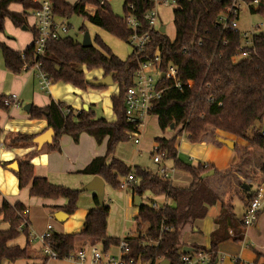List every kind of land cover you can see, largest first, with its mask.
Masks as SVG:
<instances>
[{"label":"trees","instance_id":"1","mask_svg":"<svg viewBox=\"0 0 264 264\" xmlns=\"http://www.w3.org/2000/svg\"><path fill=\"white\" fill-rule=\"evenodd\" d=\"M48 1L52 6L53 16L66 20L73 16L84 18L89 24L123 43H127L132 34L124 21L130 11L129 6L133 7V16L139 25L137 33L147 30L144 16L152 7L148 0H123V16H116L107 0H77L74 4H69L66 0ZM243 1L249 5L251 14L264 18L263 0H258V7L251 5L254 0ZM11 5L19 6L21 12L9 10ZM229 5L228 1L215 0L177 2L171 9L174 38L170 39L159 29L152 30L144 51H132L125 60L115 56L98 36H95L94 44L89 48H82L80 43L70 37L51 41L38 58L33 57V45L17 52L0 42L3 65L12 74H19L24 65L32 66L38 62L39 70L50 83L61 82L84 91L90 87L84 72L100 70L103 77L110 76L112 83L116 84L117 94L110 97L114 115L112 122L96 118L91 110L74 114L64 103L53 101L44 108L31 107L29 118L44 120L46 129H52L54 136L51 144L45 146L47 152L59 150V138L62 135L70 136L74 143L78 142L81 134L89 135L97 144L106 140L105 154L93 158L76 175L99 177L112 190H119L121 179L131 175L133 180L127 185L126 191L132 198L142 199L149 194L153 197L166 196L171 201V206L165 205L157 210L148 204H133L137 209L133 217L136 236L123 239L129 249L124 258L133 264H159L162 260L170 264H182L181 256H191L192 253H181V249L185 247L182 242L185 229L192 228L195 221L204 219L207 207L216 205L220 200L218 192L206 184L208 178L201 179L203 174L213 170L214 176L226 179L237 172L243 178H250L257 186L260 184L257 179H264L262 157L257 161L258 172L249 168L255 152L264 155V135L261 134L264 131V33H257L252 37V47L249 50L254 53L250 58L233 61L232 57L240 45V33L222 31L217 24L218 15ZM38 8L36 0H0V34L4 33L6 20L16 28L26 27L27 13ZM89 8L94 9L92 14L88 13ZM79 30L86 31L84 25ZM30 31L35 38L34 29ZM224 40L227 41L226 45L223 44ZM185 48L190 50L182 53ZM156 49L160 54L161 71H165L168 64L174 65L182 87L168 89L150 113V116L156 118L162 133L170 125L173 131L178 128L170 139L154 138L155 152L163 161L173 162L175 170L190 176L191 182L184 189L171 185L169 181L146 169L126 166L114 157L117 145L129 140L126 132L134 130L124 114L125 92L132 86L133 75L143 61L141 57H153ZM160 84L168 85L163 81ZM102 88L104 87L93 89ZM4 99L5 96L0 95V110L7 112L8 108L3 105ZM1 133L0 129V136ZM182 135L190 144H199L205 138L215 142L217 137L230 138L234 142L236 162L223 171L216 170L211 164L191 166L177 157L175 142ZM34 137L35 135L15 134L10 145L17 147L29 144L35 148L37 146L32 143ZM217 144L221 146L218 141ZM31 155L30 152L21 159H15L18 170L14 174L18 188H28L29 197L64 199L65 204L60 209L65 214L72 215L77 209L81 192L35 177ZM6 165L7 163L2 164L3 167ZM237 185L239 188L236 196L247 207L257 197V192L245 193L240 189L242 183L237 182ZM240 192L246 196H239ZM93 200L96 206L85 216L80 232H50L45 239L44 244L55 253L57 260H64L85 245L100 246L106 252L119 244V239L106 236L109 208L104 204L99 205L95 197ZM23 209L24 206L19 202L11 205L2 201L0 204L1 221L7 224L6 229L0 230V264L4 261L13 263L28 259L32 255L28 223L19 230L24 221L21 216ZM213 222L217 228L211 234L208 249L191 246L195 253H210L208 264H212L217 257L218 243L226 240L241 242L245 228L235 218L230 199L221 203L219 215ZM19 236L25 239L22 248L11 244ZM35 254L40 255L38 252ZM42 258L45 264L48 258Z\"/></svg>","mask_w":264,"mask_h":264},{"label":"crops","instance_id":"2","mask_svg":"<svg viewBox=\"0 0 264 264\" xmlns=\"http://www.w3.org/2000/svg\"><path fill=\"white\" fill-rule=\"evenodd\" d=\"M36 1H40V0H36ZM89 9L92 10L91 12H89L90 14H92L94 9L92 8ZM9 10L17 13L21 12L20 7L17 5L9 6ZM247 11L249 12V10ZM32 12L33 11H29L27 13L28 14L27 18L31 19V23L30 25H28L30 30L34 29V19L32 17ZM55 18L56 21L63 22L68 28V32H69L68 21L70 19L66 20L57 17ZM158 18L160 19V11ZM7 21L8 20L4 22V32L6 30ZM26 23H28V19H26ZM12 27L14 29H18L13 25ZM160 28H163L164 32L166 31L163 25H159L158 29L160 30ZM69 34L70 33H68V37H70ZM89 37L93 45L94 44L93 39H91L92 37L90 35ZM98 37L100 38V36ZM18 39L19 36L17 35V40ZM100 39L102 40V37ZM17 40L15 37L7 38L4 33L0 34V42L4 43L8 48L12 49L13 51H17V52H22L26 48L31 46L33 44L34 38H33V34L31 33L30 40L25 42L19 41L18 43L19 45L16 44ZM81 40H82V36L80 40L77 39L75 41L81 43ZM125 45L126 47L131 49L126 43ZM131 53L132 51L131 52L129 51L126 55H119L116 53L113 54L117 56L119 59L125 60ZM0 60L2 62V67L5 69L3 65L1 52H0ZM21 71L29 72V73L28 74L21 73L15 75L8 70L6 72L2 71V73L5 74L6 79H9V77L11 78L9 79L11 81V89L13 88L12 86L13 83L18 82L19 85L17 86V91H16L18 95V105L15 107H11L10 108L11 110L7 114H5L4 111L0 110V129L2 131L0 136V204L2 201H6L8 204L11 205L14 204L15 202L21 203L24 206V208H26L28 211L26 216V220L28 223V233L33 234L35 239L33 241H30V238L28 236V239L30 241V250L32 251V255L30 256V258L17 260L13 263L4 261L2 264H43V258H42L43 255L41 253L42 243L38 237L46 233L47 227H50L49 233L56 232L59 234H75L80 232L82 230L85 216L91 209L95 208L96 206L93 200V198L95 197L94 192L88 194L89 202H85L84 205H82L81 203H77L76 211L72 215H67L60 209L65 204L64 199L48 200V199L29 197L28 188H23V189L18 188L17 180L11 174L13 171L9 170L7 166L14 162L16 163L15 159H21L24 157V155L31 152L32 155L30 161L33 166V174L35 177L45 178L51 184L64 186L75 190L76 186L78 185L83 186V184L84 185L87 184L92 179V177L89 176L76 175V172L83 169L93 158L103 156V154H101L99 148H96L93 145V140H89V139L86 140V144H87L86 148H74L69 145L70 143L68 142V140H65L64 138L61 137L59 141L60 147L57 152L56 151L47 152L45 150L46 145L41 146L39 149L37 147L34 148L29 144L25 146L18 145L17 147H11L10 140L13 139L15 134L35 135L36 137L47 130L46 123L44 120H31L29 118V112L24 111L23 107L29 105L30 109L31 107L44 108L48 106L51 101L61 102L64 103L69 108H71L74 114L80 111H85L83 110V107L86 106L87 110H91L96 117L95 109L96 107H98L97 104L101 103L102 108L105 109L106 117L104 120L107 122H112L114 121V115L111 110L110 97L115 94H113L114 91H112L110 88L104 87L102 89H93L91 87H88L86 90L82 91L72 87L69 84L56 82V83H49V86L46 88L47 89L46 92L48 93V95L47 97H44L43 95H39L38 92V90L40 91L43 90L39 86L37 72L32 70L31 68H27ZM96 71H98L97 78L92 80H98L103 78L102 72L100 70H96ZM0 95L8 96L11 95V92L9 91L0 92ZM21 107L25 113L23 115H20L18 112ZM107 116H109V118ZM177 138L175 142L177 157L180 160H182L181 153H179L178 151ZM84 139L85 136L83 135L81 136L80 141L84 142ZM223 139H227L233 142V140H231L230 138H223ZM186 142L187 144L183 146L181 145L182 146L181 152L183 153V156L188 157L190 161L188 160H187L188 162L184 160L182 161L187 164H190L191 166L195 167L199 163L211 164L216 170L223 171L236 162L237 154L232 149H229L226 146H223L222 144L221 146H219L217 144V141L215 142L209 140L208 138H205L199 144H190L187 140ZM102 143L105 146L106 140H103ZM155 148H156V144H155ZM260 157H262L263 158L262 160H264V155L261 152H255L254 158L252 159L249 165V168L253 169L255 172H258L259 170L257 161L260 160ZM117 160L122 161L120 159ZM3 163H7V165L3 167L2 166ZM155 165H156V170H154V172L150 171L153 174H155L162 166L172 168L173 162L162 160L161 164H155ZM213 176L214 174L209 177H213ZM220 179L223 180V184H224V180L226 179L223 178ZM231 180H232L231 183L228 184V186H230V192L227 193V189L226 190L224 189L225 195H221V187L220 188L218 187L219 185L217 184V182L215 181L213 182L217 186V188H213L207 184V180H206V184L218 192L220 200L217 202L216 205L207 207V213L204 219L195 221L193 223L192 228L185 229V232L183 233L182 236V242L185 245L183 249L190 248L191 251H189L188 253H192L191 257H193L196 254L191 246H201L208 249L210 245L211 234L217 228V226L213 221L219 215L221 203L227 201L228 199H230L232 203L233 214L235 218L239 222H241L246 207L245 204L238 199V197L236 196V192L239 188L237 182L242 183V181H244L249 184L242 183V185L248 186L249 190L245 191L244 189H242V185L240 189L245 193L257 192V197L260 201L262 208L258 213V217L255 223L252 226L244 228L243 239L241 242H233L231 240H226L217 244L216 247L217 257L212 264H264V207H263L264 179L263 181H261V178L257 179L258 181H260L259 182L260 184L257 186L256 183L251 182L250 178H243L239 173L236 172L233 173V176H231ZM190 182H191V178L187 173L173 169L172 177L170 181L171 185L177 188L184 189L189 186ZM106 188L109 187L104 184V194ZM227 194L229 195L228 197ZM239 196L245 197L246 194H242L240 192ZM144 198L145 201L143 202L142 200ZM234 199L242 203V208L240 211L237 212L235 211V207L233 205ZM127 202L128 205L130 204L131 207L134 209V213L132 216V220H133V217L137 213V209L136 207L133 206L134 202L131 195H129ZM139 203L148 204V205L152 203H156L157 205L171 206V201L168 198H166V196L153 197L149 194L144 195L142 199H139V202L135 205H138ZM103 204H104V195H103ZM57 212H62L66 215L63 221L58 222L54 219V214ZM6 227L7 224L1 221V216H0V230H4L6 229ZM186 235H189L188 241H184ZM106 236L111 238H117L119 240H123L126 237L136 236L135 226L133 227L132 230H130V232L127 235H124V233H122L121 236L120 235L111 236L107 234V225H106ZM11 244L17 245L22 248L25 245V239L23 236H19ZM115 247L116 246H113L110 249L114 250ZM183 249H181V253H184ZM115 251L117 250L115 249ZM36 252H38L40 255L38 254L36 255L35 254ZM208 263H204V264H208ZM45 264H92V263L89 261H86L84 263H77L68 260L48 259L45 262Z\"/></svg>","mask_w":264,"mask_h":264},{"label":"built area","instance_id":"3","mask_svg":"<svg viewBox=\"0 0 264 264\" xmlns=\"http://www.w3.org/2000/svg\"><path fill=\"white\" fill-rule=\"evenodd\" d=\"M152 3V7L148 10L144 16L146 21L147 30L142 33H137L139 27L137 20L133 16V7L129 6V12L125 16L124 21L126 26L131 30L127 45L134 52L144 51V47L150 40V33L152 30L158 29L157 18L159 16V10L162 8H174L177 2L181 0H148ZM215 1H228L230 5L225 8L217 17V24L221 30H229L231 32H239L238 30V19L240 16L241 9L249 10V5L243 0H215ZM39 8L32 12V17L34 19V31L35 38L33 40V57H40L47 44L51 41L59 40L68 37V28L63 22L56 21L55 16L52 14V6L48 0L38 1ZM252 6L258 7V0H254L251 3ZM258 28V27H256ZM240 33V32H239ZM255 34L252 35V37ZM240 45L232 57L233 61L245 60L250 58L254 51L249 49L252 47V37L250 41L245 38V35H241ZM223 44L226 45L227 41L224 40ZM190 49L185 48L181 52L187 53ZM142 62L139 64L137 71L134 73L132 78V86H130L124 96V114L126 121L131 124L134 128L133 131L126 132V135L133 139V143L137 145L139 143L141 129L145 120L150 116L153 108L159 103L160 99L164 96L165 92L170 89H181L182 85L177 78V68L168 64L165 71L160 69V54L159 50L156 49L154 56L150 57L143 55ZM32 70L37 72V78L39 80V86L42 90H45L49 86V81L39 70V63L35 62L32 66H29ZM27 69L24 65L22 70ZM168 84L164 86L161 83ZM3 105L7 108L15 107L18 105V97L15 94L5 96L3 100ZM220 106V105H218ZM264 135V131L261 133ZM152 162L154 164H161L162 159L154 150V155H152ZM173 167L162 166L156 173L158 177L171 181ZM132 176L128 175L120 181V190L125 189V187L132 181ZM149 206L157 210L162 205H157L156 203L149 204ZM261 204L256 197L250 204L245 208L244 215L241 219L242 225L247 228L252 226L257 215L261 210ZM27 209L24 208L21 212V216L24 218L21 227L25 224L27 225ZM50 227H47L46 233L41 235L39 240L42 243L41 253L48 259H56L55 253L50 251L48 246L44 244L45 239L49 236ZM30 241L35 238L33 234L28 233ZM118 252L116 254L108 253V251L103 252L100 246H84L80 250L69 254L64 260L73 261L77 263H84L86 261L92 264H133L132 261L125 260V256L128 254V246L123 241L120 240L119 244L116 246ZM210 261V253L208 252H197L193 257L191 256H181L180 262L182 264H204Z\"/></svg>","mask_w":264,"mask_h":264},{"label":"rangeland","instance_id":"4","mask_svg":"<svg viewBox=\"0 0 264 264\" xmlns=\"http://www.w3.org/2000/svg\"><path fill=\"white\" fill-rule=\"evenodd\" d=\"M76 1L77 0H66V2L69 4H74L76 3ZM107 2L114 15L123 16V9H122L123 0H107ZM87 11L89 13L92 10L88 9ZM159 11H160V19L157 18V24L163 25L166 30L165 31L166 35L170 39H173L175 31H174V27L172 24L171 10L170 8H162ZM27 19H28V23L26 26V30H22V28L14 29L9 21H7L6 23V30L4 34L7 38L15 37L16 40H17V35H18L19 39L16 41L17 45H19L18 44L19 41L25 42V41L30 40L31 33H30V28L28 27V25H30L31 19L30 18H27ZM68 22H69V33H70L69 35L74 40L81 39V36L83 33L80 32L79 28L81 25H84L85 30L92 37L91 39H94L95 35L100 36V38L102 37V41L111 49L113 53H116L119 55H126L129 51L130 52L132 51L131 49L126 47L125 43H123L121 40L114 38L108 33H106L105 31L101 30L100 28L89 24L87 20L84 18L73 16L70 18ZM238 30L241 35H245V38L248 41H250L253 34L264 33V18L257 14H251L246 9H241L240 16L238 19ZM13 33L15 34V36ZM0 66H1L0 67V92L9 91L11 92V94H15L18 97L16 91H17V86L19 85V83L18 82L13 83L12 84L13 88L11 89V81L9 80L11 78L9 77V79H6L5 74L2 73V71L3 72L7 71L6 69L2 67V62L0 63ZM27 68H29V66H27ZM21 73L28 74L29 72L21 71L19 74ZM97 74H98V71L96 70L84 72L85 78L88 81H91L92 79L97 78ZM105 88H110L112 91H114L113 94L117 93L116 84H111ZM46 91L47 89L43 91L38 90L39 95H43L44 97H47L48 95ZM97 106L98 107H96L95 109L96 118L105 119L106 117L105 109L102 108V104L99 103L97 104ZM10 110L11 109L8 108L7 112L4 111V113L7 114ZM18 112L20 115L25 114L24 111L22 110V107L20 108ZM107 117L109 118V116ZM177 129H175L174 131L168 129L162 133L157 126L156 118L154 116H149L145 120L143 127L141 129L139 144L138 145L133 144V139L129 138L128 141L117 145L114 151V157L122 160L127 166H130L131 168L134 166H137L141 169H146L149 172L150 171L154 172V170H156V165L152 163V158H153L152 155H154V148H155L154 138L163 137V138L169 139L174 135ZM262 129L264 130V124H262ZM83 135L85 136V139H84V142H81L80 141L81 136ZM61 137L64 138L65 140H68V142L70 143L69 145L74 148H86L87 147L86 140L88 139L93 140V145L96 148L100 149L101 154L103 155L105 154L104 144L103 143L97 144L94 141V139L90 137L89 135L81 134L79 136L77 143H74L71 137L68 135H62ZM61 137L59 138V141ZM177 140H178V144H177L178 151L179 153H181V159L184 161H187V160L190 161L189 158L186 156H183V153L181 152L182 146L187 144L186 138L182 135V136H179ZM11 174L15 177V174L13 172ZM214 181L217 182V184L219 185L218 186L219 188L221 187V195H225L224 189L225 190L227 189V193H229L230 188L228 184H230L232 181L230 176H228L226 180H224V184H223V180H221L219 177H216V176L209 177L207 179V184L213 188H217V186L213 183ZM242 183L249 184L244 181H242ZM83 186L78 185L75 187V190H78L81 192L79 194L77 203H81L82 205H84L85 202H89L88 194L91 193V192L81 191ZM126 188L127 186L123 190H111L109 188L105 189L104 205L109 207L110 209L109 215L107 218V234L111 236H118V235L121 236L122 233H124V235H127L130 232V230H132L134 227L133 220H132L134 209L131 207L130 204L128 205L127 200L130 194L129 192L126 191ZM228 196L229 195L227 194V197ZM142 201L144 202L145 198ZM233 205L235 207L236 212L240 211L242 208V203L236 199L233 200ZM188 238H189V235H186V237L184 238V241H188ZM115 249L118 251L117 247H115ZM115 249L114 250L110 249L108 253H112V254L117 253Z\"/></svg>","mask_w":264,"mask_h":264},{"label":"water","instance_id":"5","mask_svg":"<svg viewBox=\"0 0 264 264\" xmlns=\"http://www.w3.org/2000/svg\"><path fill=\"white\" fill-rule=\"evenodd\" d=\"M97 1H101V0H97ZM22 30H25V27H22ZM160 32L161 33H164V29L163 28H160ZM81 47L82 48H89L92 46V43H91V40H90V37H89V34L87 32H84L83 35H82V40H81V43H80ZM87 84L90 86V87H93V88H100V87H107L112 83V79L110 76H105L101 79H98V80H91V81H88ZM29 109H30V106L29 105H26L23 107V110L26 111V112H29ZM83 110H87V107L84 106L83 107ZM169 130H172V125H170L169 127ZM53 131L52 129H47L45 132H43L42 134L36 136L35 138L32 139V142L34 144H36L37 148L39 149L41 146L43 145H50L51 142H52V139H53ZM220 144H222L223 146H226L227 148L229 149H233L234 147V143L230 140H227V139H223L221 137H217L216 139ZM7 168L13 172H16L18 170L17 168V163H12L10 165L7 166ZM214 174V171L211 170L205 174H203L201 176V179H205L211 175ZM242 189H244L245 191H248L249 188L248 186L246 185H242ZM81 191H86V192H94V195L98 201V204L99 205H102L103 204V195H104V182L101 178L99 177H92V179L83 186L82 190ZM133 202L134 204H137L139 202V198L138 197H134L133 198ZM66 215L62 212H57L54 214V219L58 222H61L65 219ZM191 251L190 248H184L183 249V252H189ZM159 264H170L168 261L166 260H162Z\"/></svg>","mask_w":264,"mask_h":264}]
</instances>
